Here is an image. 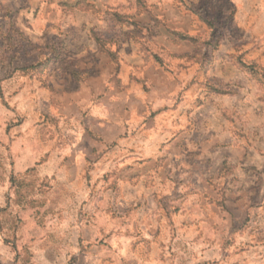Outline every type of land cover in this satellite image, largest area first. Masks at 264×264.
Listing matches in <instances>:
<instances>
[{"label": "clouds", "instance_id": "9594fccd", "mask_svg": "<svg viewBox=\"0 0 264 264\" xmlns=\"http://www.w3.org/2000/svg\"><path fill=\"white\" fill-rule=\"evenodd\" d=\"M0 264H264V0H0Z\"/></svg>", "mask_w": 264, "mask_h": 264}]
</instances>
